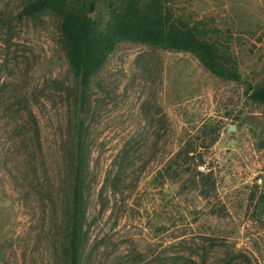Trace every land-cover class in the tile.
Wrapping results in <instances>:
<instances>
[{
    "label": "rangeland",
    "instance_id": "374dc122",
    "mask_svg": "<svg viewBox=\"0 0 264 264\" xmlns=\"http://www.w3.org/2000/svg\"><path fill=\"white\" fill-rule=\"evenodd\" d=\"M22 1L0 0V11L15 12ZM110 1H101L92 15L106 22ZM173 6L226 46L241 77L222 79L190 53L133 42L118 46L90 90L93 165L102 172L89 209L90 262L189 264L186 259L195 250L191 238L206 232L232 234L254 264H264V203L259 210L247 206L256 178L264 176V106L250 98L252 88L264 84V0H176ZM70 79L56 18H27L0 28V91L29 94L28 103L0 102V264H57L53 204L37 192L34 172L25 173L23 152L15 149L21 132L13 133L12 127L26 125L24 109L30 106L44 153L59 154L70 114L62 90ZM156 138L161 152L197 141L209 156L205 164L212 166L229 215L216 218L197 190L178 195L179 185L153 183L151 140ZM127 152L134 159L124 163L134 171L131 180L118 202L112 199L102 210L98 193L105 174ZM24 173L28 183L22 181ZM228 253L225 247L212 248L207 264H223Z\"/></svg>",
    "mask_w": 264,
    "mask_h": 264
},
{
    "label": "trees",
    "instance_id": "16d2710c",
    "mask_svg": "<svg viewBox=\"0 0 264 264\" xmlns=\"http://www.w3.org/2000/svg\"><path fill=\"white\" fill-rule=\"evenodd\" d=\"M101 1L104 0H23L17 12L0 11V28H10L27 18L37 19L45 15L56 18L69 64L71 79L64 85L62 93L67 99L70 114L66 117L65 131L60 138V153L54 158L44 153L39 120L30 106L24 109L28 118L26 125L13 124L12 127L13 133L21 132L17 135L20 137L15 149L23 152L20 161L27 164L25 173L29 170L34 172L37 192L53 204L52 211L58 221L57 264H91L88 256L91 239L89 209L102 172L93 165L94 140L89 117L94 111L90 90L118 46L123 42H133L190 53L222 79L238 80L241 77L237 62L226 46L212 38L209 30L199 22L191 23L178 15L173 6L176 0H111L110 5L113 6L106 22L102 21V16L92 15L98 12ZM250 98L264 106V84L252 88ZM23 99L28 103L29 94L24 96L15 90L3 95L0 91V102H21ZM215 141L216 138H212L208 146ZM160 143V138L151 140L153 183L162 188L179 185L178 195L185 190H197L212 204L211 212L216 218L229 215L228 207L219 198L212 166L205 164L209 156L199 149L197 141L180 143L167 152L159 151ZM126 161L133 163V155L127 152L121 161L119 156L105 174L98 193L102 210L112 199L118 202L122 187L131 180L130 172L134 171L128 170ZM25 173L22 181L28 183ZM139 180L138 174L136 181ZM253 188L248 195L247 206L255 205L254 210H259L264 203V176L256 178ZM166 210V213L171 212ZM232 237V234H197L191 238L195 250L188 255L186 262L207 264L212 248L225 247L229 253L223 264H254L253 258L238 248Z\"/></svg>",
    "mask_w": 264,
    "mask_h": 264
}]
</instances>
